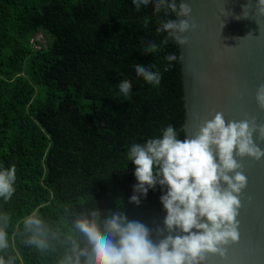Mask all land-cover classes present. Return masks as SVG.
Listing matches in <instances>:
<instances>
[{
	"label": "trees",
	"instance_id": "obj_1",
	"mask_svg": "<svg viewBox=\"0 0 264 264\" xmlns=\"http://www.w3.org/2000/svg\"><path fill=\"white\" fill-rule=\"evenodd\" d=\"M155 3L137 12L133 0H0V169L16 168L12 198H0V216L9 218L0 227L14 264H58L66 250L23 243V218L34 212L65 233L78 213L96 208L126 212L154 239L163 228L166 185L131 203L137 180L127 156L169 125L184 139L178 59L164 70L178 45L156 31L175 17L157 14ZM150 43L158 51L144 53ZM150 63L162 74L158 86L135 74ZM124 79L132 82L127 97L117 87Z\"/></svg>",
	"mask_w": 264,
	"mask_h": 264
},
{
	"label": "clouds",
	"instance_id": "obj_2",
	"mask_svg": "<svg viewBox=\"0 0 264 264\" xmlns=\"http://www.w3.org/2000/svg\"><path fill=\"white\" fill-rule=\"evenodd\" d=\"M150 2L133 0L137 12ZM257 6L264 15V0H257ZM154 11L175 17L162 20L156 31L166 32L168 40L178 46L186 44L187 37L180 34L195 25L181 17L191 15V6L177 0H156ZM158 49V44L150 43L143 52L155 53ZM177 59L176 54H168L164 70L168 71ZM154 67L151 63L135 65V74L158 86L162 74L150 70ZM117 87L119 94L127 97L132 82L124 79ZM256 100L264 109V84L258 86ZM254 132L264 140V124L257 125L255 118L226 123L223 113L217 112L193 138L178 139L169 125L161 137L130 146L127 156L135 165L137 180L130 202L139 205L140 198L135 193L146 196L157 183L167 188L160 196L166 211L163 228H157L155 239L146 224L130 219L126 212L117 210L104 215L96 208L78 213L67 233L59 228L53 230L41 216L31 213L22 221L27 234L23 243L39 250L53 247L52 241L62 244L66 250L58 264H202L207 253L223 257L224 246L240 239L236 219L242 206L239 195L247 186L246 175L237 171L242 164L236 157L264 158V150L253 141ZM15 180L14 165L0 169V198L5 203L15 192ZM8 219L0 216L5 227ZM5 227H0V264H14V258L7 253L9 237ZM177 230L178 234H173Z\"/></svg>",
	"mask_w": 264,
	"mask_h": 264
},
{
	"label": "water",
	"instance_id": "obj_3",
	"mask_svg": "<svg viewBox=\"0 0 264 264\" xmlns=\"http://www.w3.org/2000/svg\"><path fill=\"white\" fill-rule=\"evenodd\" d=\"M179 2L192 8L181 19L195 25L180 34L187 43L177 47L184 110L179 129L184 138H193L217 112L226 123L255 118L257 125L264 124V109L256 100L258 86L264 84V15L257 0ZM258 135L253 133V141L264 150ZM236 158L242 164L237 171L247 177L236 218L240 239L224 246L223 257L207 253L202 264H264V158Z\"/></svg>",
	"mask_w": 264,
	"mask_h": 264
},
{
	"label": "rangeland",
	"instance_id": "obj_4",
	"mask_svg": "<svg viewBox=\"0 0 264 264\" xmlns=\"http://www.w3.org/2000/svg\"><path fill=\"white\" fill-rule=\"evenodd\" d=\"M34 39L42 42V44L44 43V37H43V34H41V33L36 34Z\"/></svg>",
	"mask_w": 264,
	"mask_h": 264
},
{
	"label": "built area",
	"instance_id": "obj_5",
	"mask_svg": "<svg viewBox=\"0 0 264 264\" xmlns=\"http://www.w3.org/2000/svg\"><path fill=\"white\" fill-rule=\"evenodd\" d=\"M34 47H36V46H34Z\"/></svg>",
	"mask_w": 264,
	"mask_h": 264
}]
</instances>
